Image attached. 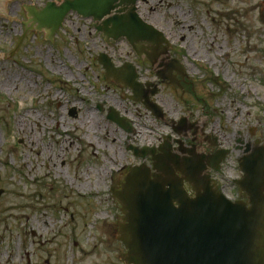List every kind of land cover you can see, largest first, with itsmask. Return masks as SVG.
I'll return each mask as SVG.
<instances>
[{
	"label": "rangeland",
	"instance_id": "rangeland-1",
	"mask_svg": "<svg viewBox=\"0 0 264 264\" xmlns=\"http://www.w3.org/2000/svg\"><path fill=\"white\" fill-rule=\"evenodd\" d=\"M47 1L0 6V264H124L122 213L110 190L122 167L138 162L106 110L133 121L140 145H158L164 125L108 82L96 60L109 52L134 64L125 39L106 43L93 21L72 14L53 43L40 31L21 42L25 5L44 9ZM138 7L166 32L194 82L185 92L164 85L158 104L222 145L232 147L239 132L254 143L253 127L264 142V0H140ZM146 64L145 84L155 82ZM225 175L226 194L235 196L233 180L243 178L236 155Z\"/></svg>",
	"mask_w": 264,
	"mask_h": 264
},
{
	"label": "water",
	"instance_id": "water-1",
	"mask_svg": "<svg viewBox=\"0 0 264 264\" xmlns=\"http://www.w3.org/2000/svg\"><path fill=\"white\" fill-rule=\"evenodd\" d=\"M138 1L57 0L41 10L27 5L24 9L26 23L37 26L47 39L59 36L66 18L76 13L93 20L107 42L126 39L140 58L155 65L161 55H168L170 43L163 32L141 18ZM97 60L108 80L132 89L133 100L163 118V110L152 99L159 93L155 83H139L132 64L116 68L106 53ZM173 63L175 69L183 70L177 60ZM109 119L132 131L133 124L112 108ZM183 129L176 128L181 133ZM170 150V145L162 146L156 155V148H143L141 153L135 148L142 159L148 154L154 157L153 170L145 163L132 167L121 191L113 189L123 213L117 238L127 249L126 264H264V147L240 161L244 178L237 184L247 202L230 201L210 175V168L220 170L219 163L228 152L208 158L175 155Z\"/></svg>",
	"mask_w": 264,
	"mask_h": 264
},
{
	"label": "flooded vegetation",
	"instance_id": "flooded-vegetation-1",
	"mask_svg": "<svg viewBox=\"0 0 264 264\" xmlns=\"http://www.w3.org/2000/svg\"><path fill=\"white\" fill-rule=\"evenodd\" d=\"M25 16H26V14H25ZM26 19H27V16L25 17L24 21ZM25 30L26 29L24 27V32H25ZM172 50H173V47L171 48V52H170L171 56L169 57L170 60L168 62H167V60H168L167 59L166 61L158 63L157 65L153 66L154 77H156V81L154 83L156 86L158 85L157 88H159V90H160L157 97L161 95V93L163 91L162 87L164 85H167V86L173 88L177 92H179V91L185 92V90H188L187 87L192 88V86L194 85V82L192 81L191 76H189V71H188L186 66H184L182 71L178 67H177L178 69L174 68V63L172 61V58H177V57L176 56L174 57V55H172V53H173ZM109 55H110V57H112L116 68L121 67V63H120L121 59L117 56H113L111 53H109ZM162 64H164L165 66H162ZM172 68H173V70H172ZM160 74H161V76L164 75L165 77H172V80L161 78ZM139 75H138V77L139 78L141 77L140 81L143 82L144 78H142L143 77L142 73L139 72ZM112 82L114 83V80H112ZM159 105L162 107L163 110H165V114H166L164 119L161 121V123L164 125V129L168 130V133H164V135L162 137V141L163 142L167 141L168 143L171 144V152L174 154H176L177 151H178V154H181L180 152L184 151L186 153L185 156L195 154L197 156L202 155V156L210 158V157H219L218 155L221 154V150L227 149V150H229L230 154L228 155L226 160H222L221 169H220L221 171H224L228 167L227 162H229V159L232 158L233 155H236L237 161L239 162L240 158L243 157V155H245L247 153L254 152L256 147H260V144H261V146L264 145V142L260 138L259 139L261 141L259 144V139H258L257 135L254 134L253 130H251L250 133H251V135L255 136V142L254 143H252V142L248 143L244 139L242 140V133L239 132L238 137L235 138V140H234L236 142L232 145V147H228L225 144L222 145L219 141V138L214 136V134L211 132L208 135L206 133V131H204V128L203 129L200 128V126H198L197 123L190 122V120H188L189 117H182V116L181 117H172L171 114H169L168 111L165 109V107L163 108L164 104L161 105V103H160ZM60 107H62V106H60ZM72 111H75V112L73 113ZM69 114H70V117H72L73 119L76 118L78 115H80L78 109L75 106L70 107ZM177 118H179L178 121H177ZM62 121H63V119H62ZM183 121H185L184 125L182 124ZM177 127L178 128L179 127L184 128L182 130V133L180 132L182 135H177L176 132H174ZM165 132H167V131H165ZM170 135H171V138L169 137ZM187 138H190L192 140V142H197L198 146L196 145L192 149L187 148L188 147V145L186 143ZM176 140H178L179 142H176ZM127 141H128L127 145H129L127 147L128 153L131 156H134V153L132 151L130 152L131 147L134 146V136L133 135H131V136L127 135ZM209 144H211V145H209ZM184 145H187V146H184ZM213 146H216L218 148V151H217L218 153L214 151ZM201 151H204L205 153H207L209 155H206L205 153H202ZM238 151H241V152L244 151L243 155L239 154ZM134 158H135V156H134ZM147 163L151 164L150 158L147 160ZM135 164L136 163H132V165H135ZM132 165L131 166L130 165L123 166L119 175L117 176V178H114L112 185H114L117 190L120 189L122 183L124 182V177L130 171Z\"/></svg>",
	"mask_w": 264,
	"mask_h": 264
},
{
	"label": "bare ground",
	"instance_id": "bare-ground-1",
	"mask_svg": "<svg viewBox=\"0 0 264 264\" xmlns=\"http://www.w3.org/2000/svg\"><path fill=\"white\" fill-rule=\"evenodd\" d=\"M7 2V0H0V6H3V4H5ZM35 28V27H34ZM162 60H167V56L166 55H161V58H160V62ZM199 126V125H198Z\"/></svg>",
	"mask_w": 264,
	"mask_h": 264
}]
</instances>
